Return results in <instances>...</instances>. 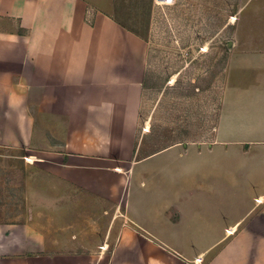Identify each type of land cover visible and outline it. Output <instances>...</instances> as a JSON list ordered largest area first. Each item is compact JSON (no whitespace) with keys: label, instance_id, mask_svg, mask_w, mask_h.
I'll list each match as a JSON object with an SVG mask.
<instances>
[{"label":"crops","instance_id":"1","mask_svg":"<svg viewBox=\"0 0 264 264\" xmlns=\"http://www.w3.org/2000/svg\"><path fill=\"white\" fill-rule=\"evenodd\" d=\"M119 3L0 0V145L49 156L27 158L31 221L0 224V264H102L125 230L126 264H264V0H242L213 143L160 167L188 147L141 154L148 53Z\"/></svg>","mask_w":264,"mask_h":264},{"label":"rangeland","instance_id":"2","mask_svg":"<svg viewBox=\"0 0 264 264\" xmlns=\"http://www.w3.org/2000/svg\"><path fill=\"white\" fill-rule=\"evenodd\" d=\"M119 4L125 20L141 36L148 53L138 125V133L145 136L141 154L178 144L188 147L185 156L178 155L179 148L162 152L148 163L160 167L166 163L199 161L200 157L190 153L191 146H206L215 138L224 71L235 49L242 0H121ZM40 140L44 147L57 145L55 137ZM34 150L0 145V224L31 221L26 217L33 205L29 200L28 179L34 171L27 167L31 164L27 158L49 157L33 153ZM144 177L150 175L146 173ZM107 220L111 219H104L105 224ZM125 231L126 234L119 231L109 235L102 264L110 260L126 264L127 252L113 251L115 240L124 246L133 242V235ZM99 251L88 254L95 257Z\"/></svg>","mask_w":264,"mask_h":264},{"label":"built area","instance_id":"3","mask_svg":"<svg viewBox=\"0 0 264 264\" xmlns=\"http://www.w3.org/2000/svg\"><path fill=\"white\" fill-rule=\"evenodd\" d=\"M230 232V231H229Z\"/></svg>","mask_w":264,"mask_h":264}]
</instances>
